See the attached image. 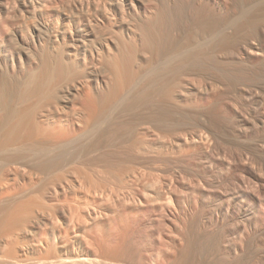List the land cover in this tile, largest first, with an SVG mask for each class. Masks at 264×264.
<instances>
[{
  "label": "bare ground",
  "instance_id": "1",
  "mask_svg": "<svg viewBox=\"0 0 264 264\" xmlns=\"http://www.w3.org/2000/svg\"><path fill=\"white\" fill-rule=\"evenodd\" d=\"M244 1L0 0V264L253 262L242 229L231 224L224 239L215 235L225 232L228 214L218 220L222 205L206 209L201 179L191 182L224 155L222 145L210 147L204 131L170 139L149 136L144 126L155 95L186 99L193 91L206 99L181 77L220 73L222 62L206 50L231 29ZM118 141L130 153L114 167L109 151ZM147 151L155 153L157 177L139 161ZM86 191L102 216L88 206L61 207V199ZM245 219V232L261 227L264 211ZM43 227L46 251L56 256L29 262L11 236L26 239Z\"/></svg>",
  "mask_w": 264,
  "mask_h": 264
},
{
  "label": "rangeland",
  "instance_id": "2",
  "mask_svg": "<svg viewBox=\"0 0 264 264\" xmlns=\"http://www.w3.org/2000/svg\"><path fill=\"white\" fill-rule=\"evenodd\" d=\"M231 19L233 20L231 29L226 31L223 38L211 41L206 50V53H210L213 59L222 62L219 65L220 73L199 69L187 74L186 78L181 77L186 82L192 81L196 86L201 87L206 99L200 100L197 93L193 91L186 99L176 97L171 100L163 95H155L150 102L151 109L147 112L152 117L147 118L144 126L149 129V136L153 133L158 137L170 139L178 133L204 131L212 138L210 147L214 149L216 145H222L220 147L223 148L222 154L224 155L217 157L214 153L216 154L214 159L219 160L212 159V165L205 164L208 167L204 172L195 174L197 176L193 175L191 182L197 181V178L201 179L202 184L199 186L203 190L200 195L202 194L201 198H203L201 201H204L202 204L206 200L203 205L206 209L212 210L214 207V210H218L217 207L222 205L220 206L222 209L218 211L219 216H216V218L219 217L218 220L222 214L224 215L221 217L228 214L225 218L226 222L224 220V222L221 221L224 224L220 223L225 232L221 234L217 231L215 235H218V238L222 235L220 239L222 237L224 239L228 235L231 224L236 225L237 229H242L246 238L244 251L254 255L251 264H262L264 262V225L247 227L245 232L242 222H245L246 217H260L264 211V206H262L264 204V0H248L240 3L233 10ZM252 50H256L258 54L252 55L250 53ZM148 135L145 136V142L148 151H152L153 145ZM223 150L228 151L227 154ZM148 151L146 158L139 159V161L147 174L157 177L160 175L157 168L158 162L149 160V158L156 157L155 153ZM129 153L128 147L123 142L115 143L109 151L112 166L120 167L125 164L123 161ZM225 157L229 162L224 159ZM213 160L214 162L221 160L223 163L222 160H225L226 164L224 163L222 167ZM172 164L174 165L173 162ZM175 166L172 168L176 169ZM183 190L179 189L181 192ZM91 193L93 192L86 191V194L63 198L60 200L61 207L66 204L73 208L88 206L87 209H94L93 213L96 212L98 216H102L103 206L99 205V199L91 200L87 197ZM209 195L212 197H208ZM258 196L262 199L260 205ZM211 199L213 200L210 201ZM174 204L176 205V202ZM238 211L240 213L234 217L227 213ZM47 214H52L53 218L57 216L54 212ZM76 221L78 220L74 223H80ZM73 224L71 228L76 231L79 225L73 226ZM214 227L212 226L213 229ZM72 229L70 230L73 231ZM47 233L46 228L43 227L30 233L26 239L16 235V237L11 236V241L13 246L21 245L29 260L25 254L23 259L26 258L32 262L48 256H56V253L53 255L54 252L49 249V252L46 251L48 248L45 245V240L48 239ZM34 246L41 249L42 253L31 254L29 249ZM98 252L103 253L101 250ZM6 254L12 259L19 258L14 253ZM102 255L100 254L99 257L105 256ZM244 264H250V262H244Z\"/></svg>",
  "mask_w": 264,
  "mask_h": 264
}]
</instances>
